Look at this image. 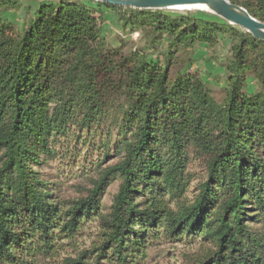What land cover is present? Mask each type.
Segmentation results:
<instances>
[{
  "label": "trees",
  "instance_id": "obj_1",
  "mask_svg": "<svg viewBox=\"0 0 264 264\" xmlns=\"http://www.w3.org/2000/svg\"><path fill=\"white\" fill-rule=\"evenodd\" d=\"M20 8L0 0V264H140L161 240L264 264V42L197 11L40 0L19 29ZM106 12L143 45L109 44ZM222 42L215 97L190 66Z\"/></svg>",
  "mask_w": 264,
  "mask_h": 264
},
{
  "label": "rangeland",
  "instance_id": "obj_2",
  "mask_svg": "<svg viewBox=\"0 0 264 264\" xmlns=\"http://www.w3.org/2000/svg\"><path fill=\"white\" fill-rule=\"evenodd\" d=\"M20 3L21 8L17 11L6 12L3 17L13 22L19 29H24L26 21L30 17L31 13L26 12L36 9L40 0H17ZM183 12V11H178ZM203 16H207V12L197 11ZM104 22L101 25L102 34L106 41L114 47H117L121 42L126 43V50L130 48H140L143 45L141 38L138 34L126 35L116 18L110 13H105ZM208 17V16H207ZM225 43H221L216 46L215 49H208L204 45H199L194 52V64L190 66V70H198L201 79L210 86L212 94L215 97L221 96V91L226 85V77L224 70L220 67L216 58L225 55L226 49ZM164 50V47L162 48ZM54 166H58L54 164ZM54 170V168H53ZM76 182L66 183L63 187L64 196H73V188ZM119 182L116 181L107 190L106 196L102 201L104 209L109 206L112 196L117 191ZM202 247L187 246L182 244H170L165 241H157L151 245L146 251V258L140 264H191L192 259L200 256Z\"/></svg>",
  "mask_w": 264,
  "mask_h": 264
},
{
  "label": "water",
  "instance_id": "obj_3",
  "mask_svg": "<svg viewBox=\"0 0 264 264\" xmlns=\"http://www.w3.org/2000/svg\"><path fill=\"white\" fill-rule=\"evenodd\" d=\"M119 8L160 11H204L264 42V24L227 0H92Z\"/></svg>",
  "mask_w": 264,
  "mask_h": 264
}]
</instances>
